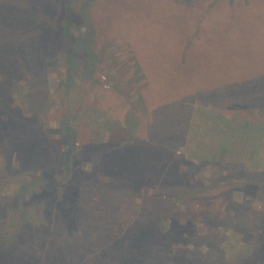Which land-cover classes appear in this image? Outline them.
I'll list each match as a JSON object with an SVG mask.
<instances>
[{
    "label": "rangeland",
    "instance_id": "1",
    "mask_svg": "<svg viewBox=\"0 0 264 264\" xmlns=\"http://www.w3.org/2000/svg\"><path fill=\"white\" fill-rule=\"evenodd\" d=\"M82 1L65 41L61 0H0V264H239L264 236V0Z\"/></svg>",
    "mask_w": 264,
    "mask_h": 264
},
{
    "label": "trees",
    "instance_id": "2",
    "mask_svg": "<svg viewBox=\"0 0 264 264\" xmlns=\"http://www.w3.org/2000/svg\"><path fill=\"white\" fill-rule=\"evenodd\" d=\"M75 1H76V3L78 2V0H73V1L72 0L71 1L70 0H63V1L61 0V5H60L61 8H59L58 13H57L58 19H57V24H55V25H56V27H58L59 33L61 34L62 39H65V41H68L70 31H71L70 30L71 27H72V29H78L80 26L79 23L75 24L76 22H71V14H73L74 12H72V11L75 10V8L73 7V4L75 3ZM93 1L94 0H88V1L83 0L82 1V4L84 3L83 7L86 6V9H89L88 7L92 4ZM220 1H227L228 4L230 6H232V8H235L236 7L235 5L238 2H240L242 5L248 4V3H246L248 0H217V3ZM49 3H50V0H49ZM68 4H69V6H68ZM87 13L89 14V10H87ZM250 13H256V12H247V11L246 12H240L237 16L239 17V16H243L245 14L250 15ZM80 19H82V17H80ZM78 22H80V20H78ZM76 45H77V47H82L83 51L84 50L88 51V48L86 47L85 44H83L82 41L77 42ZM69 57L71 58V54L69 55ZM144 107H145V104H144ZM200 111L203 114H205L204 112H206L205 110H200ZM229 121L230 120L228 119V122ZM245 122L246 121H242V120L238 123L236 122L239 127H236L234 129L236 134H234L235 139H232V140L234 142L236 141V145L241 146V148L245 147L247 140L249 141V143L251 145L254 146V144H255V147H256L257 145L260 144V142L253 140L252 136H250V134H249L248 127H249V124L251 122H246L247 124H245ZM228 124L230 127L229 129L232 130V126H230L231 123H228ZM258 124H260V123H258ZM61 128H62V130L66 136H68L69 138L72 137L71 136L72 132L67 129V124H63L61 126ZM197 130L199 131V129H197ZM228 136L229 137L226 138V140L223 142V151H228V146L230 144L229 138L231 137L230 134H228ZM69 138L66 140L65 151L63 152V155H62L63 156L62 161H64L63 163H65L67 167H69V165H70V160H71L72 154L74 153V149H75V146H74L75 143L72 140L73 137L70 138L71 141ZM255 151H256V149H255ZM241 155H246V151L241 149ZM257 161H259V158L257 159ZM252 163L253 164L250 167H252V168L257 167V165H255V161H252ZM110 164H111V162H110ZM66 187H69V186H66ZM239 187L244 191H249L250 184H245V183L242 184L241 183ZM57 192L58 191H56V192L54 191L53 194H49L48 192H44V194L47 195V198H49L52 202L58 201L59 202V204H58L59 210L62 213H65L68 217L71 216L72 208L76 205L75 201L77 200V199H75V196H74L75 193L74 192L69 193L68 191L66 192L64 190V192L59 194L60 200H57ZM67 227H68L67 228L68 231L66 230L65 239H63V242H61V246L63 248L68 247L73 242V238L68 235V232L70 231V229H74V226L73 225H71V226L67 225ZM258 238H260L257 242L258 244L251 246V245H248L246 243L245 244L242 243L238 238L234 237V239H233L234 241H232V247L234 249L235 255L237 253H241L243 256V258L239 264H264V258H263L264 247L261 246V240L264 239V236L262 238V234H261ZM68 240L70 241V244H66V242Z\"/></svg>",
    "mask_w": 264,
    "mask_h": 264
}]
</instances>
